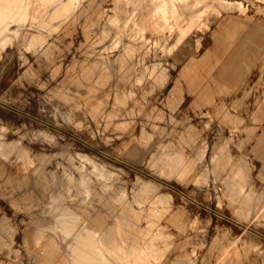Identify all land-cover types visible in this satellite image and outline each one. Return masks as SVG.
I'll use <instances>...</instances> for the list:
<instances>
[{
    "label": "rangeland",
    "instance_id": "rangeland-1",
    "mask_svg": "<svg viewBox=\"0 0 264 264\" xmlns=\"http://www.w3.org/2000/svg\"><path fill=\"white\" fill-rule=\"evenodd\" d=\"M71 1L0 0V264H52L65 255L78 264H264V116L251 113L264 93L254 13L264 17V0ZM85 6L90 19L81 16ZM228 13L254 16L230 39L212 35V21L170 53L146 32L147 44L119 71L116 36L143 37L158 16L167 25L173 17ZM152 22V31L164 28ZM226 40L231 46L223 52ZM193 59L202 80L188 85L180 75ZM92 63L98 71L89 82L100 68L108 80L89 98L88 84L76 79L81 65ZM209 63L214 68L205 72ZM153 64L167 78L151 87ZM116 89L128 94L124 100H114ZM171 95L174 110L167 107ZM98 104L102 111L91 117ZM181 134L195 143L179 146ZM179 149L192 161L184 176L181 167L162 174L161 159ZM212 155H230L248 175L246 186L227 181L228 165L217 173ZM116 196L140 212L138 229L131 245L107 249L95 237L101 220L94 216L110 215L103 204ZM124 201L111 203L119 210ZM83 220L88 227H80Z\"/></svg>",
    "mask_w": 264,
    "mask_h": 264
},
{
    "label": "crops",
    "instance_id": "crops-1",
    "mask_svg": "<svg viewBox=\"0 0 264 264\" xmlns=\"http://www.w3.org/2000/svg\"><path fill=\"white\" fill-rule=\"evenodd\" d=\"M88 8V7H87ZM87 8L85 6V12L81 16L85 19H90L93 15L92 12H86ZM178 9H181V6L178 7ZM95 10V7H94ZM257 13V22H255L256 31L258 32L257 35L259 36V44L260 47L258 48V52H264V17L259 12ZM254 15H251L250 13H244V14H232L228 13L227 15H219L216 17H209V18H196V17H189L186 18L184 21L180 18H174L171 19L169 22L167 21V26L164 24V30L158 29L159 31L153 32L149 24H145L144 33H141L143 37L138 35H130L126 38H115L114 43L112 44L111 48L116 49V43L119 42V47L117 49H120V55L115 60L116 63L119 65V71H127L125 69L127 65L132 63L133 57L135 56L136 52L139 51L140 48L144 47L148 39L145 37V33L149 32L154 36V40L152 41V45L154 47H160L162 52L164 53H170L172 49L177 45V43L181 42L182 40L188 38L190 35L194 34L196 35V31L199 29H202L203 27L206 29L209 27V24L214 21L215 23V29L212 31V35L218 36V35H225L228 37V39L235 37L236 29L242 28L246 22ZM80 17V16H79ZM78 17V18H79ZM77 18V19H78ZM77 19H72L73 21ZM188 19V20H187ZM110 22V21H109ZM177 22V23H176ZM111 23V22H110ZM167 27V28H166ZM178 27V28H177ZM262 31V34L259 32ZM105 31V30H104ZM103 33V32H102ZM107 33V32H106ZM196 37V36H195ZM262 37V38H261ZM104 37H101L100 41H103ZM122 39H128V42H123ZM173 40L171 44L166 43L168 40ZM194 40V39H193ZM196 41V47L198 46V41ZM231 46V43H229L226 40V43H222L221 50L223 49V52L227 51ZM263 50V51H262ZM260 56V55H259ZM205 60V58L203 59ZM202 60V61H203ZM201 61V62H202ZM140 61L137 60L134 65H137ZM141 63V62H140ZM214 64H207L205 72H210L212 68H214ZM156 64H153L152 68L148 72L149 81L151 82V87H154L155 85H162L164 81L167 78L166 70H157L156 71ZM200 67V62L193 59L188 61V63L184 66L182 69L180 78L187 82L188 85H192V81L195 80L198 81L202 80V76L200 77L198 74V69ZM230 66L224 65L221 68V71L223 75L227 74L230 69ZM145 68V67H143ZM145 70V69H144ZM98 71V63H92V64H82L77 81H82L83 83H86L88 85L85 86V94L86 97H92L94 96V93L96 92V89L101 87L105 84V82L108 80V76L106 73L100 68L99 69V77L94 82H89L91 80V76L94 75L95 72ZM144 72L143 70L139 73L136 83L140 84L143 79ZM198 76V77H197ZM225 79H229V77L225 76ZM90 84H89V83ZM110 93L105 94V98L107 99ZM57 95H60V103L64 106L72 105L70 102L73 100L72 97H69L68 95H62L61 93H57ZM126 95H128L126 92L119 91V89L114 90V100H124L126 98ZM205 102L208 104H211L213 102L212 97L206 95L204 96ZM223 105V101L221 100L216 108L213 109V112L218 111V107ZM69 106V107H70ZM167 107H169L171 110L175 109V97L171 95L170 98L167 100ZM73 108V107H70ZM115 108V107H114ZM113 108V109H114ZM218 108V109H217ZM102 111V107L98 104L96 106H93L90 111V116L94 117L96 114L100 113ZM251 113L254 114L256 118L259 116H264V93L261 95V98H258L255 100L254 106L252 107ZM255 118V119H256ZM180 142L179 146L185 147L187 145H191L195 143V137H186L183 136V134L180 135ZM247 138H250V131L247 134ZM202 156V155H201ZM216 159V160H215ZM231 156H216L212 155L211 162L213 163L214 170L219 173L220 166L228 165V172L226 173L227 181L233 185H240L242 187L246 186L248 183V175L245 173L244 170L241 169V166L237 164V162H233L230 160ZM162 161V167L161 172L162 174H168V172H173L176 168H183V170L179 173V177H183L185 173V169L187 167H190L192 164V161L186 159V155H184L183 151L179 149L175 154H166V157L161 159ZM223 170V169H222ZM220 174V173H219ZM225 181V180H224ZM112 201L114 202L115 199L124 201V204H122L121 208L119 210H116V208L113 206V204L109 201H106L104 206H106L111 214L104 213L102 215L96 214L94 216L95 218H99L101 220V227L100 229L94 230L96 233H98L95 237L98 238L102 245L107 249H116L118 246L124 245L129 246L132 243V239L134 237L135 229H138L134 226V221L136 217H139V213L137 212L134 207L131 205V203L127 202L126 199H121V196L111 197ZM116 211V212H115ZM169 212V209L167 206L159 209L158 216H161V218L165 216L166 213ZM147 214H151L148 212V209L145 210V217L148 216ZM106 217H111L110 222H107L105 220ZM174 222L177 226H180V223L178 221V218L174 215ZM92 234V233H91ZM93 235V234H92ZM86 257V256H83ZM52 264H73L70 259L65 255L57 260H55Z\"/></svg>",
    "mask_w": 264,
    "mask_h": 264
},
{
    "label": "bare ground",
    "instance_id": "bare-ground-1",
    "mask_svg": "<svg viewBox=\"0 0 264 264\" xmlns=\"http://www.w3.org/2000/svg\"><path fill=\"white\" fill-rule=\"evenodd\" d=\"M70 1H71V0H70ZM150 1H151V0H150ZM217 1H218V0H217ZM221 1H222V0H221ZM221 1H220V3H221ZM225 1H226V0H225ZM71 2H72V1H71ZM193 2H194V1H193ZM228 2H229V1H228ZM228 2H227V4H228ZM238 3H239V2H238ZM241 3H242V2H241ZM223 5H224V4H223ZM229 5H231V2H230ZM238 5H239V4H238ZM169 7H170V6H169ZM166 8H167V7H166ZM198 11H199V10H198ZM170 12H171V11H170ZM171 14H172V13H171ZM157 16H158V15H157ZM150 17H151V16H150ZM153 17H154V15H153ZM158 17H159V16H158ZM158 17H155V19L158 18ZM165 17H166V16H165ZM192 17H193V16H192ZM159 18H160V17H159ZM159 18H158V20L156 19V20L158 21V24H159V22H160L159 20H161V19H159ZM166 18H167V17H166ZM168 18H169V17H168ZM151 19H152V17H151ZM155 19L153 18L152 20L155 21ZM173 20H174V17H173ZM187 20H188V19H187ZM154 21H153V22H154ZM151 22H152V21H151ZM151 22H150V23H151ZM153 22H152V24L155 23V22H154V23H153ZM161 22L163 23V21H161ZM161 22H160V23H161ZM156 23H157V22H156ZM156 23H155V24H156ZM176 23H177V22H176ZM158 24H156V25H158ZM163 25H164V23H163ZM152 26L154 27V25H152ZM165 26H167V25H165ZM160 27H162V26L160 25ZM160 27H159V28H160ZM167 27H168V26H167ZM167 27H166V28H167ZM177 28H178V27H177ZM157 29H158V26H156V31H159V30H157ZM163 30H164V28L162 29V31H163ZM154 31H155V28L153 29V32H154ZM156 33H157V32H156ZM250 197H251V196H250ZM252 197H253V195H252ZM242 198H243V197H242ZM252 201H253V200H252ZM255 201H257V200H255ZM251 203H252V202H251ZM255 204H258V203H255ZM249 205H250V204H249ZM253 205H254V203H253ZM239 207H240V206H239ZM148 209H149V208H148ZM237 210H238V209H237ZM246 210H247V209H246ZM263 210H264V209H263ZM261 211H262V210H261ZM245 212H246V211H245ZM259 212H260V211H259ZM263 213H264V212H263ZM243 214H244V213H243ZM259 214H260V213H259ZM78 215H79V214H78ZM261 215H262V214H261ZM255 216H258V215H255ZM78 218H80V216H79ZM253 218H255V217H253ZM256 218H257V217H256ZM260 218H261V217H260ZM261 219H262V218H261ZM80 220H81V219H80ZM254 221H255V220H254ZM258 222H259V221H258ZM80 224H81L80 227H82V228H86V227H88V226L86 225V223H85L84 220H83V221H80ZM97 234H98V233H97ZM94 235H95V234H94ZM95 236H96V235H95ZM76 237H77V236H76ZM77 238H78V237H77ZM48 239H49V238H48ZM50 239L54 242V239H55V238H50ZM47 241H48V240H47ZM53 242H52V245L55 246L56 244H54ZM43 243H45V242H43ZM46 243H47V242H46ZM49 243H51V242H49ZM49 243H48V245H49ZM40 244H42V243H40L39 241L36 242V246H39ZM57 244H58V243H57ZM44 245H45V244H44ZM48 245H47V246H48ZM52 245H51V246H52ZM36 246H35V247H36ZM47 246H46V248H44V249H47ZM42 247H43V246H42ZM56 247H57V246H55V248H56ZM28 248H29V247H28ZM33 248H34V247H33ZM36 248H37V247H36ZM52 248H54V247H52ZM76 248H77V247H76ZM37 249H38V248H37ZM41 250H42V249H41ZM50 250H51V249H50ZM79 250H80V249H79ZM92 250H93V249H92ZM263 250H264V249H263ZM35 251H36V250H35ZM77 251H78V248H77ZM81 251H82V250H81ZM98 252L100 253V258H104L102 252H101V251H98ZM142 252H143V251H142ZM51 253H52V252H51ZM53 253H54V252H53ZM87 253H89V252H87ZM230 253H231V252H230ZM41 254H42V252H41ZM81 254H82V253H81ZM112 254H113V253H112ZM67 255H69V254L67 253ZM79 255H80V254H79ZM90 255H92V254H90ZM233 255H234V254H233ZM237 255H238V254H237ZM55 256H56V255H55ZM73 256H74V255H73ZM85 256H86V254H85ZM70 257H71V256L69 255V258H70ZM221 257H222V255H221ZM239 257H240V256H239ZM88 258H89V256H88ZM88 258H87V259H88ZM231 258H232V257H231ZM223 259H224V258H223ZM225 259H226V258H225ZM235 259H237V258H235ZM235 259H234V260H235ZM240 259H241V258H240ZM100 260H101V259H100ZM231 260H232V259H231ZM237 260H238V259H237ZM74 261H75V260H74ZM101 261H102V260H101ZM103 261H104V260H103ZM238 261H239V260H238ZM73 263H74V264H78V263H75V262H73ZM192 263H193V261H192ZM236 263H237V262H236ZM98 264H99V263H98Z\"/></svg>",
    "mask_w": 264,
    "mask_h": 264
}]
</instances>
